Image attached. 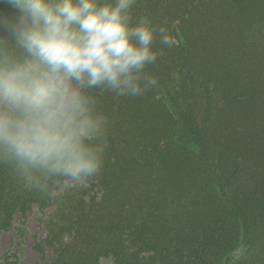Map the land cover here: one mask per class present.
Segmentation results:
<instances>
[{
  "label": "trees",
  "instance_id": "16d2710c",
  "mask_svg": "<svg viewBox=\"0 0 264 264\" xmlns=\"http://www.w3.org/2000/svg\"><path fill=\"white\" fill-rule=\"evenodd\" d=\"M134 14L176 38L148 69L159 87L98 93L109 147L82 185L48 197L0 165V236L37 207L35 264H264V0H137ZM0 264L27 263L9 249Z\"/></svg>",
  "mask_w": 264,
  "mask_h": 264
},
{
  "label": "clouds",
  "instance_id": "9594fccd",
  "mask_svg": "<svg viewBox=\"0 0 264 264\" xmlns=\"http://www.w3.org/2000/svg\"><path fill=\"white\" fill-rule=\"evenodd\" d=\"M0 165L48 197L103 170L111 118L98 93L143 97L176 45L137 0H0ZM158 45L160 47H158Z\"/></svg>",
  "mask_w": 264,
  "mask_h": 264
},
{
  "label": "rangeland",
  "instance_id": "374dc122",
  "mask_svg": "<svg viewBox=\"0 0 264 264\" xmlns=\"http://www.w3.org/2000/svg\"><path fill=\"white\" fill-rule=\"evenodd\" d=\"M40 210L34 207L30 213L27 224L23 225L18 220L12 231H4L0 236V256H3L9 249L18 252L19 258L28 263L35 264L44 259L42 253L34 249L37 237L43 238L45 235L44 228L39 223ZM19 219V216L17 217ZM22 229L25 234H20ZM47 257L52 255L51 250L47 251ZM102 264H112L110 261H103Z\"/></svg>",
  "mask_w": 264,
  "mask_h": 264
},
{
  "label": "bare ground",
  "instance_id": "6f19581e",
  "mask_svg": "<svg viewBox=\"0 0 264 264\" xmlns=\"http://www.w3.org/2000/svg\"><path fill=\"white\" fill-rule=\"evenodd\" d=\"M28 264V263H27Z\"/></svg>",
  "mask_w": 264,
  "mask_h": 264
}]
</instances>
